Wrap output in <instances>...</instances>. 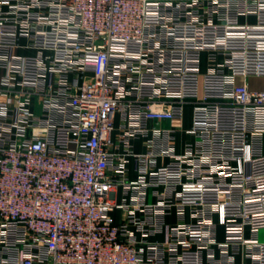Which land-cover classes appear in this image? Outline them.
I'll list each match as a JSON object with an SVG mask.
<instances>
[{
	"label": "built area",
	"instance_id": "2783aa9c",
	"mask_svg": "<svg viewBox=\"0 0 264 264\" xmlns=\"http://www.w3.org/2000/svg\"><path fill=\"white\" fill-rule=\"evenodd\" d=\"M152 121L174 128L134 155L128 185L158 202L114 224ZM173 208L191 223L150 242L147 219ZM262 230L264 0H0V264H264Z\"/></svg>",
	"mask_w": 264,
	"mask_h": 264
},
{
	"label": "crops",
	"instance_id": "0c3cea01",
	"mask_svg": "<svg viewBox=\"0 0 264 264\" xmlns=\"http://www.w3.org/2000/svg\"><path fill=\"white\" fill-rule=\"evenodd\" d=\"M25 43V41H22ZM20 55H32L34 56L36 52L34 50H27V49H20L17 51ZM252 89H261L262 88V81L260 79H251L249 81ZM42 106L40 104V99H37L31 105V110L40 115L42 113ZM121 117L116 115L115 117V126L116 130L113 134V139H117L119 135V128L121 126ZM192 125V110H189V113H186L185 110V117L184 123L180 130H176L173 134L174 136V151L175 153H183L188 145H192L194 143V138L189 134V129ZM174 124L172 122L164 121L155 123L154 121L149 123V132L147 138H139L133 141V156L128 158V173H127V184L126 183H118L113 187L111 193V200L115 205L114 210L111 212V219L114 224H121L124 221L125 212L123 206H131L135 203L137 204H145L147 206L155 205L158 202V198L156 195L155 189L147 188L144 189L142 186H134L132 185L129 187L128 183H138L139 175L136 171V160L134 155H145L147 154L149 147L147 145L148 140L156 139L157 133L156 131H165L169 129H173ZM170 162L169 157L166 156H158L154 162L152 163L156 167H163ZM158 192H163V189L157 190ZM190 209H185V215L182 219L179 215V210L177 208H173L166 215H162V213L158 212L157 214H151L153 222L157 223L160 228L159 232L155 233L154 235L148 237L150 242H157V243H165L168 242L170 238L171 229L178 227L183 224L191 223V216H190ZM136 214L138 217L142 219H146L144 214L140 210H136ZM131 230L135 232V227H131ZM137 236L138 233H136ZM216 239L218 242L223 241V228L218 226L216 229ZM216 256H219V253L216 252ZM204 258H206V253L204 254Z\"/></svg>",
	"mask_w": 264,
	"mask_h": 264
},
{
	"label": "rangeland",
	"instance_id": "374dc122",
	"mask_svg": "<svg viewBox=\"0 0 264 264\" xmlns=\"http://www.w3.org/2000/svg\"><path fill=\"white\" fill-rule=\"evenodd\" d=\"M185 110H186V113H187V112L189 113V110H191V106H190V105L186 106ZM259 238H260V240H261L262 242H264V230H262V231L260 232Z\"/></svg>",
	"mask_w": 264,
	"mask_h": 264
}]
</instances>
